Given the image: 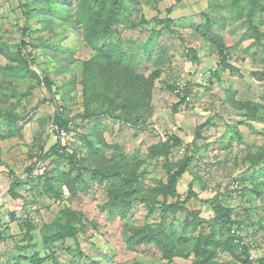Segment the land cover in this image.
I'll return each instance as SVG.
<instances>
[{
  "label": "rangeland",
  "instance_id": "374dc122",
  "mask_svg": "<svg viewBox=\"0 0 264 264\" xmlns=\"http://www.w3.org/2000/svg\"><path fill=\"white\" fill-rule=\"evenodd\" d=\"M114 1L124 19L92 43L88 5L103 10V22ZM237 3L0 0V113L16 116L0 118V264H32L37 253L49 255L43 264H248L244 248L226 242L216 194L251 227L253 253L264 259V12L252 25ZM103 45L116 46L114 60L134 59L136 84L109 77ZM87 61L105 69L87 70ZM61 107L65 146L48 129ZM164 142L168 154L152 152ZM189 144V170L164 196L165 163L184 160ZM35 157L47 168L27 181ZM62 210L85 223L76 238L46 245ZM212 237L218 246L206 245Z\"/></svg>",
  "mask_w": 264,
  "mask_h": 264
},
{
  "label": "trees",
  "instance_id": "16d2710c",
  "mask_svg": "<svg viewBox=\"0 0 264 264\" xmlns=\"http://www.w3.org/2000/svg\"><path fill=\"white\" fill-rule=\"evenodd\" d=\"M52 1H54V0H51V2ZM57 1L60 2V0H57ZM179 1H181V0H179ZM237 2L238 3L236 5V8H238L239 13H242L243 11L247 10L248 19L252 25H254L253 18L256 16L257 12H264L263 0H237ZM26 5L27 4H25L24 6H26ZM101 5H102V2H101ZM111 6L113 8L107 14V18L103 22H101L96 16H102L103 10L98 9L97 11H94V8H92L91 6L88 5L87 16H85L87 26L85 28H86V31L88 32L87 38L90 39L92 43L97 42V39H99L100 34H104L106 31H110V26H111L110 23H112V21L118 22V21L124 19L120 13L121 12L120 9L122 8V3H120V2L118 3L117 1H114V2H112ZM33 9H36V7H34ZM41 9L43 10V8H41ZM29 19H30V17H28V20ZM166 21L169 23V20H166ZM208 27H211L209 22L207 23V28ZM254 31L257 32V34L259 35L260 31L258 30V28L256 26H254ZM27 33H29V32L27 31ZM209 38L214 39L213 34H211L209 36ZM24 43H26V42H24ZM144 46H146V45H144ZM22 51H23V49L19 50V54L23 55ZM100 51L105 56L107 55V57L111 61L109 69L106 72L109 75V77H113L116 74H117V76L120 77V75L123 74L128 80H131L130 79L131 74H129V71H133V67H134L133 66V62H134L133 58H128L126 60L128 62H125L121 58L114 60L113 54L116 53V46H114V45H113V47L112 46L110 47L108 45H103V47L100 49ZM220 52H221L222 56H225V53H226L225 49H222ZM149 55H150V53H149ZM85 64H86L87 70H94L97 73H99L105 69L103 65H98L96 62L93 63V61H87V62H85ZM125 72H128V73H125ZM86 73H87V71H86ZM155 76H157V73L155 74ZM141 79H144V78H141ZM46 80L48 82H50V78L48 76H47ZM89 81H90V79L88 77V81L85 83V88H87V89L89 87ZM131 83L136 84V81L131 80ZM103 96H105L103 98H106V95H103ZM99 101H100V104L104 103V101L102 99H99ZM87 103L89 104L88 101H87ZM239 104H242V103H238V106L245 108L244 104L243 105H239ZM259 106H260L259 104H256L253 106L254 112H255L256 107L258 108ZM64 111H65V108L61 107L60 110H58L54 113V116L52 117L50 122L52 120H55L60 126L68 128V121L65 119V116H64L65 112ZM1 117L3 119L5 118V119L16 120L15 119L16 116L12 115L11 113L10 114L9 113H6V114L0 113V118ZM251 117H253L252 114H251ZM175 140H176V143L174 145L182 143L181 138L176 137ZM167 143L164 142L162 144H159L157 146L152 147V152H154V150H156L155 152L158 154H160V153L168 154L170 152V151H168L169 146H172V145H170L169 143L167 144ZM193 149H194V147L192 144L187 145L186 150L191 151V153L189 156H186L184 160H181L178 164L172 165V163H170L169 161H167L165 163L166 164L165 166L167 169V178H166V180L160 181V185H159V190L161 191V193L164 196L172 195V194L175 195L177 193V187H178L179 179L189 170V167H190V165H191V163L195 157L194 152H192ZM48 155H51V153L49 152ZM165 156H167V155H165ZM119 165L120 164H118V168L115 171L122 170V167H120ZM32 170H33V166L28 168V171H29L28 176L29 177H28L27 181L35 180L36 178H38V177L33 178V176H31L30 173ZM112 173L115 176L118 175L114 171H112ZM134 179L135 178L132 179L129 177L127 179V181L130 182ZM21 180H22L21 178L13 180L10 193H14L13 188H15L17 186V184L22 183ZM131 191H132V189L128 190L127 192L130 193ZM255 191L257 194L262 193L261 189H255ZM112 194H113L112 198L108 202V205L114 206V205H116L115 202L117 201L118 197L121 195V192L119 193V192L115 191V193L113 192ZM213 200H214L213 201L214 202V209H215V212L217 214V222L219 221V223L223 224L225 232L227 233V230H228L229 235H231L229 238H227L226 242L228 243L229 247L237 249L241 245L239 242V236L232 234L231 230L235 226H240V225L244 224L245 220L244 219L238 220L237 218H233V216H232L233 215V211H232L233 208H230L231 206H223L222 205L223 203L221 201H223V202H225V201L220 199V195L218 196V194H216L214 196ZM218 203H220V204H218ZM150 210H151V212L154 211L153 208H151ZM124 213H126V212H124ZM84 223L85 222H84V218H83L82 213H78V212H75L73 210H62L60 216L54 222H52L50 225H48V227L51 228V231L45 235L44 244L49 245L52 243H56L58 241H63L68 237L76 238L81 227L83 226L82 224H84ZM138 231L139 230L133 231V229H132V233H131L132 237H133V235H136V232H138ZM136 237L137 236H135L133 238H136ZM209 237H211V236H209ZM212 239H213V237H212ZM212 239H210V240L207 239L208 241H207L206 245H209V243H212V242L215 243L216 246H218L220 244V240L218 238L213 239V241H212ZM142 240H144V237L141 239H138V240L136 238L135 242L139 243ZM242 248H244V255H245L244 261L247 262L248 264H253V263H251V261L248 258L249 257L248 246L242 245ZM164 251L165 252L168 251V249L166 248V244H164ZM202 252H203V250H202ZM213 253L214 252L211 250H208V248H204L203 255H205V254L209 255L208 259H210V255H213ZM48 258H49V255L43 257L37 253L33 259L34 261L32 264H43L46 262V259H48ZM208 259H207V261H208ZM258 262H259V264H264V259L261 258L258 260ZM196 264H203V263L199 262Z\"/></svg>",
  "mask_w": 264,
  "mask_h": 264
},
{
  "label": "built area",
  "instance_id": "2783aa9c",
  "mask_svg": "<svg viewBox=\"0 0 264 264\" xmlns=\"http://www.w3.org/2000/svg\"><path fill=\"white\" fill-rule=\"evenodd\" d=\"M48 129L49 132L51 134V136L53 137V139H55L56 141H60L61 143L65 144L63 142L64 139L69 138L70 136V132L68 131V129L66 127H62L60 126L55 120H52L49 125H48ZM34 171L33 173H37V172H43L46 170V163L38 157L34 158ZM36 175V174H35ZM248 229L247 227H245L244 224H242L241 226H235L232 228V233L234 235L239 236V242H240V247H242V245L248 246V249H252V252H249V260L253 263V264H259L257 262V256H255V254L253 253V250L257 251V243L248 238ZM259 258V257H258Z\"/></svg>",
  "mask_w": 264,
  "mask_h": 264
},
{
  "label": "clouds",
  "instance_id": "9594fccd",
  "mask_svg": "<svg viewBox=\"0 0 264 264\" xmlns=\"http://www.w3.org/2000/svg\"><path fill=\"white\" fill-rule=\"evenodd\" d=\"M67 129H68V128H67ZM68 131H69V129H68ZM61 144H62L63 146H65V144H63V143H61ZM40 158H41V157H40ZM41 159H42V158H41ZM44 162H45V161H44ZM45 163H46V162H45ZM33 171H34V166H33V170H32V172H31V174L33 173ZM31 176H32V175H31ZM244 225H245V227H247V229L249 230L248 233H249L250 235L248 234V237H249V239H251L250 236H251V234H252V229H251V227H250L248 224H245V223H244ZM240 226H241V225H240ZM256 243H257V242H256ZM257 250H258V249H257ZM258 259H259V258H257V262H258ZM258 263H259V262H258Z\"/></svg>",
  "mask_w": 264,
  "mask_h": 264
}]
</instances>
